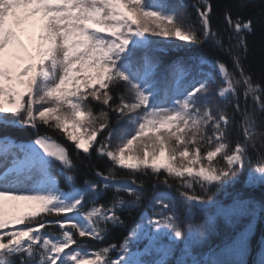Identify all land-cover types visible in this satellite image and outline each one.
<instances>
[{
	"label": "snow or ice",
	"instance_id": "6c2138e0",
	"mask_svg": "<svg viewBox=\"0 0 264 264\" xmlns=\"http://www.w3.org/2000/svg\"><path fill=\"white\" fill-rule=\"evenodd\" d=\"M191 7L195 18L185 0H0V264H247L260 205L238 195L225 206L209 193L234 185L249 150L264 144V81L242 62L254 21L225 8V33L212 25V0ZM206 44L233 68L203 56L165 62L161 51ZM9 128H30L34 139L17 141ZM51 133L89 157L95 180L81 178ZM93 151L104 168L91 164ZM257 157L253 186L264 184ZM121 212L139 219L105 245L126 226ZM246 215L252 222L235 237L194 252L205 224Z\"/></svg>",
	"mask_w": 264,
	"mask_h": 264
},
{
	"label": "trees",
	"instance_id": "16d2710c",
	"mask_svg": "<svg viewBox=\"0 0 264 264\" xmlns=\"http://www.w3.org/2000/svg\"><path fill=\"white\" fill-rule=\"evenodd\" d=\"M185 3L188 5V12L195 18V10L191 7L192 0H185ZM213 4V15H212V25L214 28L219 27L223 32L227 33L229 30L223 19L224 9L228 8L231 10L233 17L237 15L247 19L251 17L254 21L253 31L251 34L247 35V53L246 58L243 59V64L246 72L250 73L255 81H264V0H212ZM234 43V41H233ZM225 46L229 44L228 40L224 41ZM162 53L164 54L165 62L175 59L176 57H188V56H203L209 59H223L228 62L230 70L233 68L231 61L229 59V54L226 53L223 49L213 48L210 45H201L193 46L191 48H179L168 50L163 48ZM238 50L236 48L232 49V52L235 53ZM243 102V97H241ZM249 107H251V100L248 101ZM94 108L99 109V105H94ZM106 110V109H105ZM229 114H231V107L228 108ZM110 119L113 124L116 122V116L114 113H109ZM239 119V118H238ZM264 121V113L260 114L258 117V122ZM41 132L45 131V128L40 129ZM259 131H264V128H260ZM7 134L14 137L17 141H30L34 139V134L30 128H9L6 130ZM3 132H0V135H3ZM56 136V138L61 143H65L70 154L72 155L73 160L79 166V175L81 178L87 174L90 179L95 180L96 177L92 175V168L86 167L85 165L89 164V157L84 154H80L77 157L76 150L74 146L66 141L61 139L57 134L51 133ZM236 133L233 132L232 136L235 137ZM101 137L98 136V139ZM257 153L260 156H264V144H261L260 140L257 141L256 151L249 150L250 160L247 161L243 167V171L239 169L236 170L238 179L234 185H229L223 189H217L213 187L210 190L211 195L214 199L221 202L223 205H229L233 202V199L236 196H240L241 199H251L257 202L260 205V211L258 217L253 223L252 231L248 237V246L249 253L247 255V264H257V254L261 249L262 244H264V184H257L255 186L249 185L247 183L248 173L250 169L258 167V157ZM91 164L104 168L107 164V161L101 158H98L93 151L91 158ZM222 163V162H221ZM54 168H58L59 165H54ZM119 176H127L128 174L124 171L118 172ZM172 191L175 195L177 188V181L171 180ZM61 186L63 187V181H61ZM163 188L156 189V191H161ZM151 187H148L147 193L150 196L152 193ZM196 194L203 195L202 190L197 186L195 188ZM111 196V191H109L104 197H102V202H106L108 197ZM147 208V202L145 201L144 207L141 211ZM120 215L126 221V226L122 228H112L109 232L107 238L104 240V244L111 242H116L119 244L122 237L127 233L128 229L133 226V224L139 219V213L133 212L131 216L128 212H121ZM180 219L183 222L185 217L183 212H180ZM205 220L203 213H197L195 216L194 222L203 223ZM252 222L251 216H241L239 218H233V223L228 224L222 216H217L214 223L209 225L205 224V227L202 231L205 232L206 238L203 240L202 244L194 248V252H203L207 251L209 247H214L220 245L226 236L235 237L237 233L243 231L245 227ZM55 230V229H54ZM89 244L93 248L100 247L101 245L95 241H90ZM142 246V245H141ZM115 257L116 253L111 254ZM169 264H173L172 261H169Z\"/></svg>",
	"mask_w": 264,
	"mask_h": 264
},
{
	"label": "rangeland",
	"instance_id": "374dc122",
	"mask_svg": "<svg viewBox=\"0 0 264 264\" xmlns=\"http://www.w3.org/2000/svg\"><path fill=\"white\" fill-rule=\"evenodd\" d=\"M99 108H100V106H99ZM99 109H97V111H98Z\"/></svg>",
	"mask_w": 264,
	"mask_h": 264
}]
</instances>
